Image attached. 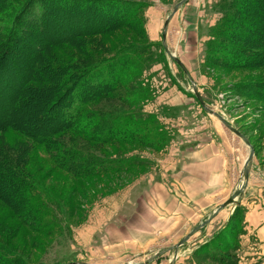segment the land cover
<instances>
[{
  "label": "rangeland",
  "instance_id": "1",
  "mask_svg": "<svg viewBox=\"0 0 264 264\" xmlns=\"http://www.w3.org/2000/svg\"><path fill=\"white\" fill-rule=\"evenodd\" d=\"M141 1L148 5L145 10H140V15L134 17L140 23L142 17L147 20L141 26L137 24L136 28L127 25L119 26L107 34L89 35L83 40H76L75 43L63 42L56 47L40 49L43 56L63 61L81 58L76 50L77 45L81 44H86L89 51H98L106 57L125 49L122 54L118 55L120 60L130 57L133 52H139V59L137 58L134 63L138 66L139 72L134 75L131 74L130 77L145 84L142 85L145 88V97L139 100L138 95H136L137 98L133 97L130 106L126 107L132 109L134 106L138 108L142 106V110L138 109L134 112V119L143 117L144 123L148 124L152 131L146 133L145 146L143 144L130 145L123 142L98 145L89 143L88 146L92 147L102 157L113 156V160L121 159L126 163H121L123 169L118 172L89 175L82 178L58 169L54 161L50 159L49 150L47 151L43 146L31 144L25 147L23 169L30 173L39 182L38 185L48 194L45 196L46 193L42 191L41 196L43 198L37 199L36 197L34 201L36 209L30 211L31 216H35L41 233L34 232L32 223L25 218L19 219L14 214V210L9 208L5 202L0 201V243L10 247L14 253L22 255L29 261V264H74L78 261L93 264H120L124 260L137 262L147 257H140V250L144 248H141L140 245L156 248L168 244L172 245L176 242L182 231L178 235L179 229H176L173 234L158 231L157 225L155 226L154 223L156 219L154 215L144 213L141 218H127L124 213H121L117 217L112 215V207H110L108 215L105 216L101 213L102 216L98 219L97 211L103 204L112 206L117 203L122 204L123 196L119 197L120 194H149L148 177L153 174V176L160 175L161 171H159L158 164L160 158L167 151L174 156L178 151V144L187 138L186 132L190 129H196L200 126H206L205 129H210L211 134H206L204 139H214L221 144L222 160L226 165V182L222 184V192L215 195V192L210 191L209 196L212 199L208 201V205L214 207V200L218 204L219 201L227 197L232 185L234 193L245 181L243 169L251 152L249 145L227 128L219 117L207 112L201 106L192 88V81L166 52L163 43L165 22L175 5L182 0ZM220 1L188 0L172 18L167 31L166 44L172 53L176 54L183 63L185 62L184 64L192 76V80L196 83L200 95L205 100L207 108L219 114L239 131L254 148L255 156L250 164L249 184L243 194L239 196L238 203L223 210L226 214L225 217L232 214L230 223L225 228H219L220 222H213L217 225L210 230L211 234L204 238L201 245L196 243L189 247L190 240L178 249L173 246L169 253L175 249L179 253L182 251L183 254L185 248L192 247V249L196 248L201 251L199 256L209 259L208 264H264V254H262L264 249L247 250L246 248L249 245L248 240L250 243L260 241L254 235L250 236L248 240L244 237L246 226L249 228V222L246 219L247 209L244 210L239 205L243 200L255 199L258 196L256 194L259 193L262 194L259 199L264 198V50L262 49L264 45V10L262 11V19H260V31L251 33L255 39L260 37L261 41H255V45L252 46L254 51L249 49L242 51L247 55L245 65L241 64L242 61L240 64L236 62L229 65L228 63L234 57L237 47L227 43L228 41H224L222 9L218 6ZM262 2L264 4V0ZM152 6L151 14L153 16L154 13L158 20L155 23V20L153 18L150 20L148 16ZM16 12L17 9L13 10L10 16L3 21L7 23V26ZM35 13H38L37 9H35L34 15ZM65 18L59 21L61 25H57L55 30L61 36L69 37L67 31L71 28ZM89 21V18L80 19L78 24L80 26L76 30L94 24L93 22L89 23ZM149 21H152V24L148 26ZM26 23L28 22H22L19 29L26 27ZM102 27L103 25L98 26V28ZM30 28L35 29L33 26ZM137 28L143 29V33H138ZM148 28L150 32L155 31L156 35L149 33ZM34 31L35 35L30 40L24 34L26 43L22 44L21 42L12 50V56L8 58L9 69H1L0 90L3 87L1 82L5 83L3 79L8 81L9 77L13 78L14 84L12 86L15 87L20 84L21 76H24L28 67L21 66V64L28 65L29 57H31L28 49L30 45L37 48L39 40L45 38V41H54V37H56L53 33L43 37V33ZM243 32L247 33L249 29L244 28ZM5 35L0 34V45ZM22 35L19 34V36ZM253 39L250 38L249 43ZM77 42L79 43L77 44ZM26 44L29 46H23L25 51L18 52L17 48ZM130 46L135 48L128 49ZM226 46L229 48L226 49ZM258 49L263 51L261 55L259 54L261 51L257 52ZM125 65L130 68L132 60ZM17 66H21L22 69ZM167 90H169V100H175L176 106L157 104L161 96L164 95L165 98ZM0 96L2 98L0 99L2 104L0 106V121L3 115H5L3 118L10 120L24 119L27 121L26 117L28 120L32 118L27 115L30 111L29 108L33 110L30 112H33L36 117L46 114L47 104L43 103L41 95H38L39 99L37 98L33 106L28 107V109L10 105L9 97H3L1 94ZM111 104H113V100L103 99L95 102L89 108H93L94 105L104 107ZM117 104L119 102H116ZM120 107L124 106L121 105ZM136 113L140 116L137 117ZM167 118L168 121H166ZM11 131H7L9 136L4 137L3 140L7 145L9 143L10 146L15 147L21 141L19 139L21 136ZM184 131L186 132L184 133ZM69 134L71 132L67 136ZM221 165L222 162H220L219 168ZM181 184L183 192L186 194V186L182 182ZM207 184H211V182L208 180ZM3 187L7 189L8 183L5 182ZM30 193L35 195V192ZM228 197L227 199H229ZM126 205L131 206L130 203ZM205 208L202 205L200 210H205ZM104 216L105 218H103ZM29 218L27 217V219ZM91 218H97L95 226L99 224L98 220L101 222L105 219V227L112 226L117 230L121 229V233H125L124 226L135 224L146 227V229L132 230L133 235L131 236H134L137 241L129 239L128 233L119 234L118 232L112 235L110 239L107 237L104 241L103 237L107 233H96L94 236L92 235L93 237L89 236L84 240L80 238L81 228ZM144 221L148 224H145ZM143 233H148L149 237H142L141 234ZM114 240L119 243L116 247L121 248L117 250L121 251L120 255L117 257L104 255L106 253L102 248L107 244L110 245V242ZM103 242H105L104 245H102ZM154 253L153 251L152 254ZM164 257L165 255L159 257L160 259L156 264L171 263L168 258Z\"/></svg>",
  "mask_w": 264,
  "mask_h": 264
},
{
  "label": "trees",
  "instance_id": "2",
  "mask_svg": "<svg viewBox=\"0 0 264 264\" xmlns=\"http://www.w3.org/2000/svg\"><path fill=\"white\" fill-rule=\"evenodd\" d=\"M147 6V3L141 0H0V34H6L0 45V71L9 69L8 58L12 56L14 47L21 42L26 43L24 34L28 40L35 35L34 30L43 33V37L52 33L56 35L54 41H45V38L39 40L37 48L29 46L31 44L29 41V44L17 48L18 52H23L25 51L23 46H29L31 57L28 65L21 64L28 66L27 72L21 76L20 84L15 87L12 86L13 78L9 77L8 81L3 79L5 83L1 82L3 87L0 90L2 91L0 94L9 97L10 105L13 104L15 107L28 109L33 106L38 95H41L43 103L47 104L45 116L36 117L29 108L27 115L32 118L28 120L26 117L27 121L3 118L5 115L0 121V201L14 210L19 219L25 218L32 223L34 232H40L41 229L39 230L37 220L35 216H31L30 211L36 209L35 198H43L42 191L46 193L45 196L48 194L38 185L39 182L23 169V151L27 145L43 146L49 150L50 159L58 169L82 178L118 172L123 169L121 163H126L121 159L113 160V156L102 157L88 146L89 143L98 145L123 142L145 146L146 133L152 131L149 125L144 123L143 117L134 119V112L142 110V106L139 108L134 106L132 109L126 107L130 106L133 97L137 98L136 95L139 100L145 97V88L142 87L144 83L130 77L131 74L139 72L138 66L134 65L137 58L139 59V52H133L130 57L120 60L118 55L125 49L106 57L98 51H89L86 44H81L76 47L81 58L63 61L43 56L40 49L56 47L63 42L75 43L76 40H83L89 35L107 34L119 26L127 25L133 28H136V24L141 26L147 20L142 17L140 23L134 17L140 15V10H145ZM218 6L222 9L224 41L237 47L234 57L228 64L236 62L240 64L242 61L241 64L245 65L247 55L243 52L247 49L254 51L252 46L255 45V41H261L260 37L255 39L251 33L260 31L264 4L262 0H221ZM15 9L17 12L7 26L3 21ZM35 9L38 13L34 15ZM63 18L69 22L68 26L71 28L67 31L69 37H63L55 30L57 25H61L59 21ZM84 18H89V23L93 22L96 25L90 24L84 26V29L76 30L80 26L79 20ZM25 21L28 22L25 24L26 27L19 29L20 24ZM100 25L103 27L98 28ZM244 28L249 29V32L244 33ZM136 30L140 34L143 33V29ZM250 38L255 40L249 43ZM134 48L130 46L128 49ZM227 48L229 47L226 46ZM262 49L264 50V45ZM258 50L257 52L261 51L259 53L261 55L263 51ZM131 60V67L127 68L125 63ZM21 66L17 67L22 69ZM103 99L113 100V104L104 107L94 105L93 108H89ZM116 102L119 104L116 105ZM121 105L124 107H120ZM136 116L140 115L136 113ZM8 130L21 136L19 137L21 141L15 147L9 143L8 146L3 140L9 136ZM69 132L71 134L67 136ZM5 182L9 186L7 189L3 187ZM30 192H35V195H31ZM26 262L29 264L22 255L14 253L10 247L0 243V264Z\"/></svg>",
  "mask_w": 264,
  "mask_h": 264
},
{
  "label": "crops",
  "instance_id": "3",
  "mask_svg": "<svg viewBox=\"0 0 264 264\" xmlns=\"http://www.w3.org/2000/svg\"><path fill=\"white\" fill-rule=\"evenodd\" d=\"M152 8L153 6L150 8L148 16L150 20L151 18H153L155 20V23L158 20L157 18H155L156 15H154V13L152 16ZM151 24L152 21H149L147 25L149 26ZM149 33L156 35L155 31L150 32L149 30ZM168 91L169 90H167L166 92L165 98L164 95L159 98V101L157 103L158 105L163 106L165 104H168L170 106H176L175 100H169ZM166 121H168V118L166 119ZM205 127L206 126H200L196 129H190L187 132L184 131V133L186 132L187 134V138L180 144H178V151L174 154V156L170 155L169 151L165 152L162 155L158 163L159 171H161L160 175L153 176V174L152 176L148 177V188H150L149 194H120L119 197L123 196L121 199L122 204L117 203L114 206L110 204H103L101 205L100 210L97 211L98 219H100L102 215L107 216L108 209L110 207H112V215L117 217L121 213H124L127 218H141L144 213L148 215L151 214L156 218L154 220V223L155 226L157 225L156 228L158 231H162L166 234H173L176 229H179L177 235L182 231L178 240L172 245L168 244L156 248H151L147 245H140L141 248L144 247L142 250H140V257L147 256L145 259L137 262L124 260L120 264H156V262L160 259L159 257H161L162 255H165L164 258H168L169 262L173 260V264L209 263L208 258L206 259L198 255L201 251L197 250L196 248H185L183 254L182 251H180L181 253L178 252L176 254L177 250L175 249L173 250V252L169 253L170 249L173 248V246L174 248H176V246L182 241V239L189 235L196 227L205 222L212 215V213L222 203L225 202L228 195L230 194L231 196L233 193L234 188L232 185L227 197L219 201L218 204L216 203L217 201L214 200V207H212V205L210 204L208 205V201L212 199V197L209 196L210 191L215 192V195L222 192V184L226 182V165L222 160L223 157L221 144L214 139H204L206 134H211V131H209L210 129H205ZM220 162H222L221 168H219ZM260 171L262 170L260 169ZM208 180L211 182V184H207ZM181 182L186 186V194H184L183 192ZM256 195L258 196L255 199L252 198L249 201L243 200L241 201V204H239L242 209H247L246 219L249 222V228L246 226L245 229L244 227V237L248 240L250 236L254 235L258 237L260 241L258 243H250V241L248 240L249 245H247L246 247L247 250H252L253 248L264 249V198L262 197V199H259L260 196H262V194L260 193ZM127 203H130L131 206L126 205ZM202 205L206 207L205 210H200ZM101 213L103 214L101 215ZM225 215L226 214L224 213V211L220 212L206 227L198 231L199 233L197 232L198 235H193L189 239V241L191 240L189 247L192 244L194 245L197 243V245H201L204 242V238L207 237V235L211 234L210 230L217 225L213 222H220L219 228H225L230 223L232 214H229L227 217H225ZM105 216L103 218H105ZM104 220H102L101 222H99L98 220L99 224L97 226L94 225L97 222V218H91L87 220V223H85V225H83V227L81 228L82 231L80 233V238L85 240L89 238V236H94L96 233H107V235L104 236L105 238L103 237L104 241V239H107V237L110 239L112 235L118 232L119 234L128 233L129 239L137 241L134 236H131L133 235L132 230L146 229V227L135 224L131 226H124L123 228L125 233H121V229L117 230V228H114L112 226L105 227ZM144 223L148 224V222L146 221H144ZM141 236L149 237V234L143 233L141 234ZM104 244L105 242H103L102 245ZM117 244L119 243L114 240L110 242V245L107 244L104 248H102V250L106 253L104 255H111L112 257L119 256L121 251L117 250L121 248L116 247ZM153 251L155 252L154 254H152ZM159 253L162 254L161 256L157 257L156 255ZM169 254L170 256H168ZM262 254H264V252ZM243 259L246 260V258ZM247 259L249 258L247 257ZM74 264L93 263L78 261Z\"/></svg>",
  "mask_w": 264,
  "mask_h": 264
},
{
  "label": "water",
  "instance_id": "4",
  "mask_svg": "<svg viewBox=\"0 0 264 264\" xmlns=\"http://www.w3.org/2000/svg\"><path fill=\"white\" fill-rule=\"evenodd\" d=\"M188 0H182L181 2H179L178 4L175 5V7L173 8V10L171 11V13L168 15L166 22H165V28H164V34H163V43L166 49L167 54L173 59V61H175L181 68L182 70L185 72V74L189 77V79L192 81V88L195 92V96L197 98V100L199 101V103L201 104V106L207 110L209 113H213L214 115H216L217 117L220 118V120L222 121V123L229 128L231 131H233L235 134H237L239 137H241L246 143L247 145H249L250 147V155L247 159V161L245 162L244 165V175H245V183L239 187L234 194L228 199L226 200L224 203H222L213 213L212 215L205 221L203 222L201 225H199L198 227H196L189 235H187L184 239H182V241L176 246V248H180L181 246H183L186 242L189 241V239L195 235L198 231H200L202 228L206 227L221 211H223L226 207L230 206V205H234L238 203V198L239 196H241L244 192V190L246 189V187L249 184V180H250V164L255 156V150L254 148L251 146V144L247 141V139L242 136L240 134L239 131H237L230 123H228L227 121L224 120V118H222L219 114L215 113L214 111L210 110L209 108H207L206 102L204 101V99L202 98V96L199 93V89L196 85V83L192 80L187 68L185 67L184 63L181 61V59H179L174 53L171 52V50H169L167 44H166V37H167V31L170 25V22L172 20V18L174 17V15L179 11V9L187 2ZM243 175V176H244ZM178 253V250L176 252V254ZM162 253L157 254L156 256H161ZM173 264V262L171 263Z\"/></svg>",
  "mask_w": 264,
  "mask_h": 264
},
{
  "label": "bare ground",
  "instance_id": "5",
  "mask_svg": "<svg viewBox=\"0 0 264 264\" xmlns=\"http://www.w3.org/2000/svg\"><path fill=\"white\" fill-rule=\"evenodd\" d=\"M243 175H244V170H243Z\"/></svg>",
  "mask_w": 264,
  "mask_h": 264
}]
</instances>
